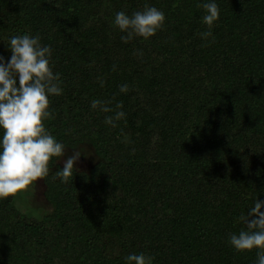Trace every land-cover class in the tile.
<instances>
[{
	"label": "trees",
	"instance_id": "obj_1",
	"mask_svg": "<svg viewBox=\"0 0 264 264\" xmlns=\"http://www.w3.org/2000/svg\"><path fill=\"white\" fill-rule=\"evenodd\" d=\"M206 2L0 0V56L10 60L14 35L51 48L62 95L49 96L46 131L94 157L67 184L53 179L54 158L48 212L23 192L0 199V264H127L140 253L153 264H257L258 250L237 252L229 237L264 202V0H215L204 40ZM146 5L163 26L124 43L115 14ZM94 99L122 102L125 117L106 124L114 113Z\"/></svg>",
	"mask_w": 264,
	"mask_h": 264
},
{
	"label": "clouds",
	"instance_id": "obj_2",
	"mask_svg": "<svg viewBox=\"0 0 264 264\" xmlns=\"http://www.w3.org/2000/svg\"><path fill=\"white\" fill-rule=\"evenodd\" d=\"M206 12L203 23L208 26L201 37H212L211 28L220 18V9L215 0L200 5ZM165 15L155 7L146 5L142 11L131 15L124 11L115 14L114 26L126 35L121 37L128 43L136 37H153L165 22ZM214 39V38H213ZM12 55L5 61L0 56V129L3 130L0 141V199L14 197L26 191L34 182L49 175L50 165L65 156V146L46 131L45 120L51 118L49 96L62 95L60 74L53 72L50 65L51 48L43 46L40 37L14 35L7 44ZM142 55V53H141ZM115 70V66L113 68ZM101 86L103 82L101 81ZM127 85L120 86V92L126 93ZM112 101L94 99L93 110L114 113L106 116L105 123L115 127V121L125 117L119 109L123 103L111 107ZM83 154L74 150L63 164V168L54 173L53 179L67 184L77 171L75 165ZM244 228L239 234H231L230 245L237 252H257V264H264V202L256 200L246 215L238 218ZM127 264H153V257L131 254Z\"/></svg>",
	"mask_w": 264,
	"mask_h": 264
},
{
	"label": "rangeland",
	"instance_id": "obj_3",
	"mask_svg": "<svg viewBox=\"0 0 264 264\" xmlns=\"http://www.w3.org/2000/svg\"><path fill=\"white\" fill-rule=\"evenodd\" d=\"M88 149L85 146L69 150L65 153V156L62 157L59 161V165L63 166L64 161L73 154L74 150H80L83 152V154L80 157V160L75 165L76 169H82L87 170L91 166V159L94 157L92 155H89ZM23 193L27 194L25 197L28 199L27 204L29 208L36 210H41L43 212H48L52 209V207L49 205L45 198V183L44 180H40L37 182H34L26 191H23ZM23 197V198H25ZM20 206H22L20 204ZM24 208V206H22ZM37 211V212H38Z\"/></svg>",
	"mask_w": 264,
	"mask_h": 264
}]
</instances>
